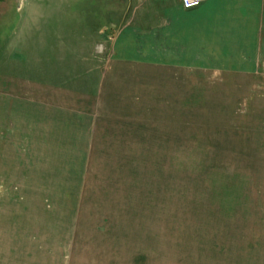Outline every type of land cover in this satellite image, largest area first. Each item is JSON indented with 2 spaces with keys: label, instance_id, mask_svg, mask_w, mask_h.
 Wrapping results in <instances>:
<instances>
[{
  "label": "rangeland",
  "instance_id": "374dc122",
  "mask_svg": "<svg viewBox=\"0 0 264 264\" xmlns=\"http://www.w3.org/2000/svg\"><path fill=\"white\" fill-rule=\"evenodd\" d=\"M152 2L171 0H0V264H264V127L243 99L217 128L198 110L94 137L42 127L41 85L92 92Z\"/></svg>",
  "mask_w": 264,
  "mask_h": 264
},
{
  "label": "crops",
  "instance_id": "0c3cea01",
  "mask_svg": "<svg viewBox=\"0 0 264 264\" xmlns=\"http://www.w3.org/2000/svg\"><path fill=\"white\" fill-rule=\"evenodd\" d=\"M145 5L135 25L110 38L92 92L41 85L47 133L85 129L94 137L136 123L190 121L196 110L217 128L239 120L242 99L247 122L264 127V0H205L191 10L179 0Z\"/></svg>",
  "mask_w": 264,
  "mask_h": 264
},
{
  "label": "built area",
  "instance_id": "2783aa9c",
  "mask_svg": "<svg viewBox=\"0 0 264 264\" xmlns=\"http://www.w3.org/2000/svg\"><path fill=\"white\" fill-rule=\"evenodd\" d=\"M179 1L181 2L184 9L191 10V9L198 8L199 6H201V4L205 0H179ZM100 47L103 48V45H101Z\"/></svg>",
  "mask_w": 264,
  "mask_h": 264
}]
</instances>
